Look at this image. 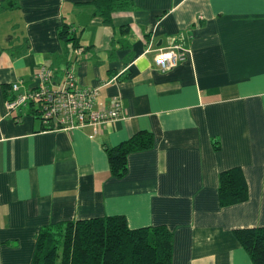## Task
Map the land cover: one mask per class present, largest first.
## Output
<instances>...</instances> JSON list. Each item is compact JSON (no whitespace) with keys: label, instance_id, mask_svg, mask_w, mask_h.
Segmentation results:
<instances>
[{"label":"crops","instance_id":"0c3cea01","mask_svg":"<svg viewBox=\"0 0 264 264\" xmlns=\"http://www.w3.org/2000/svg\"><path fill=\"white\" fill-rule=\"evenodd\" d=\"M128 1L105 22L92 0H0V264H30L54 223L111 215L166 226L168 264H253L234 230L264 226V0ZM173 43L186 58L161 70L154 56ZM42 64L54 81L72 68L94 107L119 99L121 116L95 132L45 129L32 103L8 113L12 83L35 87ZM138 131L152 145L112 175L106 148ZM232 168L248 197L222 205Z\"/></svg>","mask_w":264,"mask_h":264},{"label":"trees","instance_id":"16d2710c","mask_svg":"<svg viewBox=\"0 0 264 264\" xmlns=\"http://www.w3.org/2000/svg\"><path fill=\"white\" fill-rule=\"evenodd\" d=\"M92 1L105 22L109 21L113 10L123 8L129 2ZM59 37L77 49V36L68 25H62ZM46 125L43 124L45 129L51 127ZM152 143L151 133L138 131L118 145L106 148L110 173L117 177L124 175L128 154L148 148ZM219 182L222 205L247 199L248 187L240 169L223 171ZM234 234L248 251L253 264H264V226L235 229ZM172 243V233L166 226L130 228L123 215L66 220L38 233L30 264H168L172 258Z\"/></svg>","mask_w":264,"mask_h":264},{"label":"built area","instance_id":"2783aa9c","mask_svg":"<svg viewBox=\"0 0 264 264\" xmlns=\"http://www.w3.org/2000/svg\"><path fill=\"white\" fill-rule=\"evenodd\" d=\"M186 53L187 49L180 43H173L155 54L154 63L161 70L170 69L185 59ZM34 79L35 87L24 91H19V81L12 83L15 95L5 102L8 113L19 105L32 103L46 126L71 129L91 125L95 132L99 124L121 116L119 99L108 107H94L97 88L80 86L72 68L54 81V70L42 64Z\"/></svg>","mask_w":264,"mask_h":264}]
</instances>
